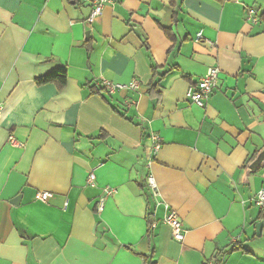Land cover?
I'll list each match as a JSON object with an SVG mask.
<instances>
[{
	"label": "crops",
	"instance_id": "1",
	"mask_svg": "<svg viewBox=\"0 0 264 264\" xmlns=\"http://www.w3.org/2000/svg\"><path fill=\"white\" fill-rule=\"evenodd\" d=\"M92 9L0 0V264H264V163L251 170L264 152V0H115L88 24ZM210 68L200 108L186 94ZM57 69L64 86L38 84Z\"/></svg>",
	"mask_w": 264,
	"mask_h": 264
},
{
	"label": "built area",
	"instance_id": "2",
	"mask_svg": "<svg viewBox=\"0 0 264 264\" xmlns=\"http://www.w3.org/2000/svg\"><path fill=\"white\" fill-rule=\"evenodd\" d=\"M92 5V13L89 16L87 23L92 24L95 20V18L102 14L103 8L105 4L113 3L115 0H88ZM246 20L252 23H256L259 21L258 12L255 9H249L246 14ZM220 70L218 68H210L207 72V74L198 82L196 86H190L186 97L187 99L194 105L204 108L206 106L207 101L211 97L212 93L214 92V89L216 87L217 81L219 79ZM101 86L103 89L110 93H115L120 90H130L135 91L139 88V83L137 81H132L129 84H114L111 81H104L101 83ZM4 106L0 102V127H1V118L3 115ZM9 143L11 146L19 147V142L14 138L10 137ZM152 151L154 154H156L159 149L162 146L161 140L154 135L152 137ZM88 184L93 186H96V175L92 173L89 176ZM148 185L150 186L151 192L154 195V197L157 196V187L154 183V180L152 177L148 180ZM114 189L112 188H105L103 194L101 195L98 203V211L102 212L105 207L106 200L113 195ZM52 197V194L49 192H41L37 195V199L42 202H47ZM255 203L257 206H259L261 209L264 210V190H261L255 200ZM69 205V202H66V207ZM166 224H168L172 229V236L173 239L179 243L183 242L185 238V232L183 229V224L180 219V217L177 215L175 211H168L166 216L163 220ZM215 264V263H210Z\"/></svg>",
	"mask_w": 264,
	"mask_h": 264
},
{
	"label": "trees",
	"instance_id": "3",
	"mask_svg": "<svg viewBox=\"0 0 264 264\" xmlns=\"http://www.w3.org/2000/svg\"><path fill=\"white\" fill-rule=\"evenodd\" d=\"M261 19H262V21H264V14L261 15ZM37 82L40 85L46 84L49 82H56V83L60 84V86H64L67 82V72L65 69H57V70L51 72L50 74H48L47 76L40 78ZM152 87L156 88L157 84H154ZM255 158H256V156L252 157L249 160L246 167H249V165H251V162H253ZM148 217H149V219L153 218V213L151 211H149ZM261 218H264V213L261 214ZM153 228H154L153 224H149V228L147 231V239L149 242H152V240L154 238ZM142 256L145 259V264H157V262L153 259V254L152 255H142ZM217 259H218V257H217ZM217 262H218V260H217Z\"/></svg>",
	"mask_w": 264,
	"mask_h": 264
},
{
	"label": "water",
	"instance_id": "4",
	"mask_svg": "<svg viewBox=\"0 0 264 264\" xmlns=\"http://www.w3.org/2000/svg\"><path fill=\"white\" fill-rule=\"evenodd\" d=\"M264 163V152H262L258 158L254 161V163L251 165V170H257L259 169L262 164ZM263 223H260L257 225L258 235H261Z\"/></svg>",
	"mask_w": 264,
	"mask_h": 264
}]
</instances>
